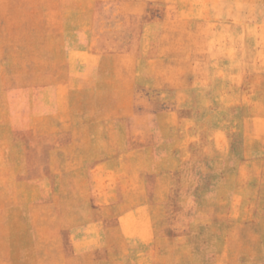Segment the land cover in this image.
I'll return each instance as SVG.
<instances>
[{
  "label": "rangeland",
  "instance_id": "1",
  "mask_svg": "<svg viewBox=\"0 0 264 264\" xmlns=\"http://www.w3.org/2000/svg\"><path fill=\"white\" fill-rule=\"evenodd\" d=\"M53 3L0 0V264H69L64 248L70 237L54 234L55 217L78 215L81 205L69 202L77 196L72 181L92 174L68 170L69 156L48 155L47 147L70 144L44 137V113L54 109L41 106L44 102L38 92L39 83L50 78L48 70L61 62V33L50 9ZM117 11V1L97 3L99 19H116ZM162 15L160 10L152 13ZM221 15V28L206 29L211 42L205 51L211 53V60L185 63L190 45H185L183 12L177 13L180 26L173 30L175 42L161 45L163 51H173L174 59L151 64L125 61L134 70L159 69L158 86L151 85L150 77L148 85L135 87V117L125 132L133 138L118 144L126 152L137 147L147 152L126 157L124 169L110 172L107 179L110 195L127 198L126 203H117L116 211L133 210L128 201L137 192L158 196L159 202L153 205L159 227L155 264H264V12L250 14L253 46L255 51L259 48L254 65L260 67L255 69L259 75L248 82V96L230 90L232 83L244 88L246 80L241 76L231 80L229 13L223 10ZM152 16L143 12L142 25ZM101 30L119 32L118 28ZM196 30L200 31H186L196 35ZM141 49L150 55L155 45L143 43ZM190 65L206 73L187 76L185 81V66ZM233 102L237 108H231ZM155 180L160 186L150 189ZM54 195L62 202L54 204ZM122 222L130 233L132 212ZM60 243L61 253L54 250ZM135 255L127 252L126 264H139ZM109 263L119 261L111 258Z\"/></svg>",
  "mask_w": 264,
  "mask_h": 264
},
{
  "label": "crops",
  "instance_id": "2",
  "mask_svg": "<svg viewBox=\"0 0 264 264\" xmlns=\"http://www.w3.org/2000/svg\"><path fill=\"white\" fill-rule=\"evenodd\" d=\"M53 1L50 9L54 12L56 26L60 28L61 62L48 70L50 78L39 83L38 92L40 100L44 102L41 106L54 109L53 112L44 113V134L47 132L44 137L54 141L68 140L70 144L67 147H47L48 155L69 156L68 170L92 173L89 178L82 175L80 180L77 178L75 183L72 181L77 196H71L69 202L81 205L80 211L77 216H72V213L69 217L62 213L57 215L54 234L70 237L69 244L64 248L69 264H110L111 258L119 261V264H126L127 252H135L139 264H155L157 251L154 244L158 240L159 227L158 214L153 205L159 202L158 196H143L137 192L128 201L134 205L133 210L116 211L117 203H126L127 198L110 195L111 185L107 179L110 172L124 169L126 157L147 152V149L140 147L126 152V148L118 144L120 140L133 138L126 136L125 132L127 126L133 125L135 117V87L148 85L145 82L150 77L151 85L158 86L159 69L139 67L134 70L127 68L125 61L145 60L151 64L161 59H174L173 51H163L161 45L175 42L173 30L180 26L177 13L183 12L185 45H190V50H185V63L211 60V53L205 51V45L211 42L206 29L221 28V13L223 10L228 11L231 34L230 77L233 80L241 76L246 80L244 88L232 83L230 90L248 96V82L250 78L252 80L255 75H259L255 69L260 67L254 65L255 52H259V48L255 51L253 46L255 42L250 32L253 19L250 14L254 10L264 12V0H256V4L254 0H224V8L223 0ZM99 1H117L118 17L97 18ZM102 8L105 13V5ZM158 10L163 12L161 18L152 16ZM143 12H149L152 16L145 25L141 21ZM261 21L264 22V19ZM39 28L42 33V24ZM109 28H118L119 32L113 35L108 30H101ZM121 28L125 30L121 32ZM193 28H199L200 31H193L196 35H189L190 32L186 30ZM109 43L118 46L127 44L128 47L110 49L107 46ZM143 43L155 45V51L150 55L143 52ZM39 60H42V51L39 52ZM42 72L40 67L39 75ZM205 73L203 68L185 66V81L187 76ZM247 106L254 105L247 103ZM235 107L237 104L234 106V102L231 103V108ZM261 107L264 109V98ZM39 123L42 129V115ZM39 133L42 134V130ZM153 151L150 149V156H153ZM160 184L159 180H155L149 188H157ZM138 187L142 188L143 185L139 183ZM51 201L54 204L61 203L62 198L54 195ZM131 212L134 222L128 233L122 218ZM128 234L131 238H127ZM127 246L130 248L127 249ZM54 250L61 253V243L55 244Z\"/></svg>",
  "mask_w": 264,
  "mask_h": 264
}]
</instances>
